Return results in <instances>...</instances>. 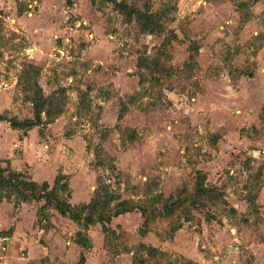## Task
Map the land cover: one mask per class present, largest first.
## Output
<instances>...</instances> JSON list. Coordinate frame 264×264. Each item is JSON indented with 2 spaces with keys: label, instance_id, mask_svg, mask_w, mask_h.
I'll return each instance as SVG.
<instances>
[{
  "label": "rangeland",
  "instance_id": "rangeland-1",
  "mask_svg": "<svg viewBox=\"0 0 264 264\" xmlns=\"http://www.w3.org/2000/svg\"><path fill=\"white\" fill-rule=\"evenodd\" d=\"M30 1L0 8V114L33 117L29 65L41 68L47 94L52 82L74 77L65 133L79 143L43 126L30 151L84 145L78 165L58 169L72 192L82 198L89 181L91 200L106 189L117 197L112 216L123 200L120 209H135L105 231L99 222L79 229L51 207L39 217L43 201H9L12 209L0 211V264H264V0H117L161 14L162 34L111 0H51L65 30L39 54L23 24ZM43 2L32 1L34 15ZM197 184L213 192L198 196ZM168 197L180 201L170 216L160 210Z\"/></svg>",
  "mask_w": 264,
  "mask_h": 264
},
{
  "label": "trees",
  "instance_id": "trees-1",
  "mask_svg": "<svg viewBox=\"0 0 264 264\" xmlns=\"http://www.w3.org/2000/svg\"><path fill=\"white\" fill-rule=\"evenodd\" d=\"M111 1L115 2L116 6L126 14H136L137 18L145 28L149 29L150 33L162 34L165 31L166 25L163 22L161 14L149 10L137 11L130 5L121 1ZM174 37L176 38V36ZM168 42L169 40H165L162 48ZM28 67L29 69L25 71V77L26 82L28 83L27 90H31L32 95L27 96L26 98L32 104L33 117L21 120L17 117H7L4 114H0V120L8 121L13 128L24 130L25 133L36 126H42L47 123L43 114L48 113L53 98L52 96H46L43 88L39 84L38 80L41 74V68L36 65H29ZM124 113L125 112L122 111L120 117H122ZM105 191L104 199H97L95 197L89 203L80 205L72 204V189L67 180L66 174L59 172L53 185H50L48 182L38 183L31 177H27L22 171L14 170L11 167H3L0 162V201L5 199L8 201L15 200V206L20 205L22 202L37 203L43 201L38 209L39 217H41V214H44V212H47L48 207H51L58 210L62 215L68 216L84 229L99 222L102 224L103 230L107 231V226L112 217L132 211L135 208L130 206L129 209H120L122 205H127L126 201H120L118 203L117 212L112 216L110 206L117 197L114 196V194L109 193L108 189ZM212 192V188L208 189L207 187H204L203 184L196 185V194L198 196H204L205 194H211ZM179 207V199L174 201V198L168 197L162 201L160 210H162L163 215L170 216L175 214ZM2 235L3 233L0 232V238ZM79 235L82 236V233H79ZM78 243L84 245L87 244V241L85 239H80ZM154 248L147 247L150 254L156 253V249ZM82 262L84 261L82 260Z\"/></svg>",
  "mask_w": 264,
  "mask_h": 264
},
{
  "label": "crops",
  "instance_id": "crops-1",
  "mask_svg": "<svg viewBox=\"0 0 264 264\" xmlns=\"http://www.w3.org/2000/svg\"><path fill=\"white\" fill-rule=\"evenodd\" d=\"M8 1L10 0H0V8H3V6L6 5ZM32 1L33 0L30 1L29 5H27L28 6L27 10H29L27 11V13L31 15L32 18L30 19L25 18L26 21L23 24L26 26L29 25V30L27 32L29 34L28 36L29 38H32L36 42V45H34L35 46L34 51L33 50L32 51L35 52L36 54H39V52L44 53L46 51H49L52 45V43H50V37L52 36L55 37L57 33L60 34L61 32H64L65 28L62 27L59 22L55 21L56 18H58V15H57V11L52 8L53 2H51V0H44V2L40 6L41 9L35 15L34 13L31 12V9H29L32 7L31 6ZM69 9L72 11L71 7ZM112 56L109 54L107 57L101 59L100 61L105 63L108 60L110 62ZM88 60H90L89 57ZM39 64L43 65L44 63H39ZM116 72L120 74L119 71ZM48 82L49 81L46 82V85L49 84ZM67 82H68L67 85L62 83L60 87H58L55 82H52L51 83L52 85L49 84L50 86L55 85L53 86L54 91L51 94H47L46 90L43 88L44 85L42 83L40 84L41 86L43 85L42 88L44 90V94L46 96L51 95L53 97L51 100V105L48 113H45L43 116L44 119L47 121V123L42 126H36L37 128L34 127L30 129L28 131V135L25 136L24 139L22 140L17 139L19 137L18 132H21V130L12 128L10 123L6 120H0V162L2 164L5 163L7 165L10 164L14 169L20 171L27 169L28 174L32 176V179L38 183L39 182L43 183L48 181L49 182L52 181L54 183V180L59 173L58 169L65 168V170H67V168H69L72 165H76V164L78 165L82 157L85 158V156L82 153L83 152L82 149L84 146L82 144L78 146L77 151L75 150L76 153L73 152L74 150H67L65 146L61 148V153L59 152V150L58 151L56 150L54 151V154H50V156L49 155L47 156V151L43 150L41 146H38V148L35 147L34 150L30 151L32 146L36 144V142L40 143L38 133L40 134V131L43 126H46L47 129H51L52 132L54 131L57 132L59 129H61L62 133L58 134V138L62 139L63 142L64 141L69 142L70 143L69 146L71 147H73L74 143L77 142V139L79 138L78 136L75 135L68 136L67 133H65L66 125L69 122L68 119L69 114L72 112V111L70 112V110L73 109L71 108V102L69 101L73 102V98L71 97V94H73L75 90L74 84L76 83V79L74 77H70L68 78ZM11 86L12 85L8 87V92H10ZM109 99L110 98L108 96H104L103 99L99 100V102L105 105L104 110L106 111L111 107L113 108V106L110 105L111 102ZM1 111L2 110L0 109V112ZM13 132H16V138L9 141L3 138L5 134L11 135L13 134ZM47 137L51 139L53 138L51 136V133L49 135L47 133ZM16 146H21L23 148V152L19 156H17L12 149L13 147ZM60 157L63 159L62 162L59 160ZM54 158H57V160H54ZM46 168L48 169L49 172L43 170ZM65 170L62 173L66 174L67 172ZM45 173H47L48 176H44ZM82 174L84 173L82 172ZM88 183L83 182V184H80V186L82 187L80 193V195H83L82 198L76 196V189L73 190L72 198H71L72 204L80 205V204L89 203L91 201L92 192L91 189L88 187ZM30 204H32V202H23L21 205L22 207H24ZM9 209L10 210L12 209V203H10L6 199L0 201V211H6ZM128 215L129 214H122L119 217L124 218L125 216ZM77 225L79 226L80 229V225L79 224ZM10 252L12 253V251L8 249L7 255H10L11 254Z\"/></svg>",
  "mask_w": 264,
  "mask_h": 264
},
{
  "label": "built area",
  "instance_id": "built-area-1",
  "mask_svg": "<svg viewBox=\"0 0 264 264\" xmlns=\"http://www.w3.org/2000/svg\"><path fill=\"white\" fill-rule=\"evenodd\" d=\"M31 6H33V5H31Z\"/></svg>",
  "mask_w": 264,
  "mask_h": 264
}]
</instances>
